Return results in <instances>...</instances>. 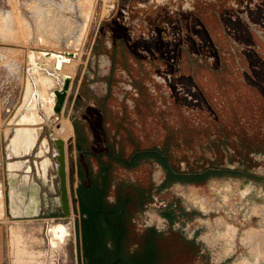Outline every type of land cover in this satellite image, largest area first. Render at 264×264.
I'll return each instance as SVG.
<instances>
[{"label":"flooded vegetation","instance_id":"obj_1","mask_svg":"<svg viewBox=\"0 0 264 264\" xmlns=\"http://www.w3.org/2000/svg\"><path fill=\"white\" fill-rule=\"evenodd\" d=\"M213 1H199L191 8L157 13L150 4H139L132 11L122 7L99 23L87 57V72L71 97V110L78 113L70 122L73 134L64 142L69 217H64L61 209L63 191L54 138H39L31 157L23 158L27 161L23 170L30 167L32 171L27 175L36 178L41 186L40 216L71 224L67 220L77 215L74 237L82 264H137L138 251L150 245L145 241L160 237H165L168 246H174L173 250L169 249L170 262L162 264H190L191 253H199L197 240L184 236L181 227H173L175 217L189 211L178 204H164L159 194L173 185L197 186L212 175L235 174V171L229 168L182 171L173 164L167 147H135L139 137L136 112L140 103L149 106L150 96H158L151 89L157 84L164 87L166 97L184 107L198 103L196 91H200L202 101L209 105L195 81L191 79L188 90L181 81L182 66L188 65L194 74H200L203 69L214 73L209 57L201 64L196 54L188 51L186 38H210L214 45L210 51L202 52L212 54V59L215 57L219 71L236 68L240 77L235 76V82L243 85L244 76V86L255 89L253 97L248 91L243 96L236 95L235 100H249L254 107L256 104L264 107V0H241L237 4L234 0L225 4ZM241 35L245 40L242 47L236 41ZM89 75L104 82L105 95H99L90 86ZM115 83L126 87L121 102L115 98ZM235 123L238 125L234 143L245 139V149L251 156L264 155V112L235 118ZM123 146L133 149L125 154ZM42 150L44 154L40 156ZM69 156L73 157L72 162L68 161ZM46 159L49 164L44 172ZM149 162L163 170L165 176L160 183L147 185L142 178L130 175ZM119 171L127 172L130 177ZM151 205L159 206L160 219L164 225L168 224L169 231L155 224L140 227L139 220L147 215ZM72 238L71 230L69 240Z\"/></svg>","mask_w":264,"mask_h":264},{"label":"rangeland","instance_id":"obj_2","mask_svg":"<svg viewBox=\"0 0 264 264\" xmlns=\"http://www.w3.org/2000/svg\"><path fill=\"white\" fill-rule=\"evenodd\" d=\"M199 1L205 3L213 0H0V27L2 26L0 29V32L2 30V34L0 33V126L3 133L7 127L13 128L8 123L22 103L24 88L26 87L28 90L30 88L27 78H29L33 66L28 62L27 50L30 52L31 50L75 52L82 43L81 39L85 38L78 57L70 61L71 64L67 69L64 68L66 65L64 63L61 70L62 74L71 76L70 88L61 113L59 115L52 114L48 121L36 126L39 127L38 140L42 137H53L55 129L60 128L62 126L60 123L63 121L68 123V126L70 125L67 127L71 129L70 134H73L70 122L72 116L75 117L78 113H73L71 110V97L76 94L80 80L87 72L85 69L87 57L99 23L110 18L116 10L122 7L132 11L138 8L139 4L148 6L150 4L155 6V13L168 10L172 12L180 7L191 8L195 2ZM216 1L220 4L227 2V0ZM239 1L241 0L233 2L237 4ZM83 22H88L87 28L83 26ZM238 25L241 26V23ZM42 26L46 32L41 29ZM46 34L49 35L46 37ZM243 37L241 35L236 38V41L241 44L240 47L244 45ZM210 40V38H186L185 44L191 54H196V58L201 64L206 56L209 57L214 73L211 74L208 70L203 69L200 74H194L188 65L182 66L180 70L183 76L181 81L188 86L187 90L191 88L192 80L195 81L209 105H205V101H202L200 91H196L194 95L198 103L191 105L189 103L191 107L189 108L166 97V90L163 86L158 84L154 87L151 86L152 91L157 92L158 96H150L151 105L149 106H143L140 103L138 112H136V127H138L137 135L139 137L136 139L135 147L137 145L140 148L155 145L167 147L173 164L182 171L206 168H229L235 171V174L233 172L228 175H212L207 181L197 186L173 185L170 189L159 194V198L164 204H178L189 211L187 214L176 216L173 227H181L184 236L189 239L194 238L198 242L200 254L191 253V258L190 256L188 258L190 264H240L243 260L264 264V240L260 241L257 233L259 230L264 232V155L258 153L251 156L245 149V139H242L241 143H234L236 141L234 133L238 125L235 123V118L261 115L264 112V107L262 108L259 104L254 107L252 106L253 102H249V100L246 102L243 99L235 100L236 95L243 96L248 91L250 92L249 96L253 97L255 89L244 86V76L241 82L243 85L235 82V76L236 78L240 77L236 68L225 67L224 70L219 71L215 57L212 59L210 56L212 54L205 55L203 53L206 49L210 51L214 45ZM44 62L53 64L51 60ZM38 64L41 66L39 62ZM41 67L42 70L45 68ZM44 71L55 77V71L50 72L48 69H44ZM40 75V73L37 74V76ZM92 75H95L93 71ZM92 75H89V78ZM59 77L61 79L62 76L59 74ZM152 77L156 78L155 75ZM223 79H228V83H225L227 81L223 82ZM90 80V86L96 88L99 95H105L104 82L94 80L93 77ZM55 83L53 90L61 87L60 80L55 78ZM113 89L116 94L115 98L121 102L126 87L115 83ZM39 108V113L43 114L44 110L42 107ZM70 134L69 136H71ZM125 146H123L125 154L133 149L132 146L129 149ZM3 156L0 166V184L4 193V209L7 214L8 184L4 151ZM68 158V161H73V157L69 156ZM119 172L125 177H130V175L135 178L140 177L147 185L155 182L160 183L165 176L163 170L153 162L143 164L137 173L129 175L125 171ZM193 210H196L198 214H195ZM160 215L159 206L151 205L147 215L140 218V227L155 224L160 229L167 231L168 224H163ZM9 219L10 217L7 215L5 221ZM45 219L40 216L37 220L10 219V221H12L11 225L15 221L19 224L22 223L25 228H29L27 230L29 233L27 250L42 251L40 263L55 264L48 246L41 244L42 242L33 241L32 229L39 228L40 237H45L43 231L47 227L54 223H63V221L52 222ZM30 220L33 221L30 222ZM77 220V215H72L70 220H67V223L72 225L73 238L72 241H68L60 254H56V264H82L77 240L74 237ZM226 225L230 226L229 237L219 239L215 236L217 230L224 229ZM145 242L150 245L145 250L138 251V255L136 254L135 257L137 264H162L172 258L169 249L173 250L174 246H168L165 237ZM261 249L262 251H260ZM127 263L125 262V264ZM8 264H11L10 259Z\"/></svg>","mask_w":264,"mask_h":264},{"label":"bare ground","instance_id":"obj_3","mask_svg":"<svg viewBox=\"0 0 264 264\" xmlns=\"http://www.w3.org/2000/svg\"><path fill=\"white\" fill-rule=\"evenodd\" d=\"M86 14H87V12H86ZM8 17H9V15H8ZM0 19H1V17H0ZM6 21H7V19H6ZM88 22L87 23L83 22V26L87 28ZM11 23H10V25H11ZM15 24H17V23H15ZM3 25H4V23H3ZM12 25H13V23H12ZM1 27H0V29H1ZM3 28L5 29L6 26ZM29 28L30 27L28 26V29ZM41 29H43V26ZM38 31H39V29H38ZM55 31H56V29H55ZM1 32H2V30H1ZM4 32H5V30H4ZM39 33H41V32H39ZM11 34H12V32H11ZM43 34H44V32H43ZM47 35H49V34H46V37H47ZM38 36H40V35H38ZM41 37H42V35H41ZM4 39H6V37ZM81 40H82L81 41L82 43L78 47V49H76L75 52H70V53H77L78 54L80 52V50L83 46V43L85 41V38H82ZM70 46H71V44H70ZM29 53H30V55H29ZM26 55H27L28 62H30L33 66L32 72H31L29 78H27L28 83L30 84V88H29V90L26 89V87L24 88V96H23L22 103H21L19 109L17 110L14 118H12V120H11V124H14L16 127H14L13 129L7 127L5 130L7 140H9V138H10V140H9L10 142L8 145L9 155H27L33 151V149L36 145V142L38 140V137L34 136L36 133H38V130H39V127H36V126L44 122V118H43L42 114L39 113V110H40L39 105H40V107H42V109L44 110V113L48 117L52 116V114H53L54 101H53V98L51 96V92L55 88L54 87L55 86L54 84H56L55 83V77H53L52 75L45 72L44 69L42 70L41 68L36 66L35 63L38 64V62H39L41 64V66L47 68L48 70H50V72L55 71L64 77V76H69V75L62 74L61 70H62L63 64L66 63V65H64V68L67 69V68H69L68 65L71 64L70 61L73 60L72 58H70L68 60H63L62 55H60L59 52H51V55H47V52H45L43 50L42 51L31 50V52L29 50H27ZM45 60H51L53 62V64L46 63V62H44ZM12 68H14V67H12ZM18 68H20V67L18 66ZM38 73H40L41 75L37 76ZM35 85L38 87V92H39V96H40V104L37 103V97H35ZM60 125H62L60 128L55 129L53 138L54 139H61L65 142L67 140V137L70 134L71 129L68 128V127H70V125L68 126V123H66L64 121L62 123H60ZM58 126H59V124H58ZM11 130L14 131V134L12 135V137H11V133H10ZM70 135L72 136V134H70ZM43 144H44L46 151H47L46 140L43 141ZM41 154H44L43 150L39 153L40 156H41ZM48 164H49V160L46 159L45 163L43 164V171L44 172H46V166ZM9 168H11V166H9ZM4 208H5L4 193H3L2 185L0 184V218L4 215ZM57 227H59L58 230L54 229L53 232L55 234H57V236L59 238H61V241H64L63 240L64 234L61 232V230L62 231L64 230L63 232H65L66 225L64 223H60V225H58ZM229 230H230V226L227 225L225 229H221L220 232H217V235H215V236L218 237L219 239H222L224 237H229V234H230ZM257 233H258L260 241L264 240L263 230H261V231L259 230ZM260 251H262V249ZM248 262H250V263H248ZM248 262L243 260L242 262H240V264H257V261H254V262L248 261Z\"/></svg>","mask_w":264,"mask_h":264},{"label":"water","instance_id":"obj_4","mask_svg":"<svg viewBox=\"0 0 264 264\" xmlns=\"http://www.w3.org/2000/svg\"><path fill=\"white\" fill-rule=\"evenodd\" d=\"M60 53V52H59ZM47 55H51V52H47ZM62 55L63 60H68L70 58L76 59L78 57L77 53H60ZM36 66L42 69V67L35 63ZM47 70V68H44ZM54 76L56 80L61 81V87L59 89L53 90L51 92V96L54 101L53 105V114L59 115L63 109V105L65 103L70 83L71 76H62L61 79L59 77V73L55 72ZM35 97H37V103L40 104V96L38 92V87L35 85ZM40 107V105H39ZM44 121H48L50 117H48L45 113L42 114ZM14 118V117H13ZM12 120V119H11ZM8 125H12L13 128L16 127L14 124H11V121ZM11 128V129H13ZM6 131L3 133V141L4 147L3 151L5 154V168L7 173V199H8V210L7 215L12 220H24V219H35L40 218V211L42 210V201L39 196V182L35 181L34 178L27 175L30 174L32 169L28 167V169L23 170L27 161H24V157H31L32 152L35 150L36 145L33 151L27 155H9L8 145L9 140L6 137ZM11 137L14 134V131L11 130ZM56 146V155L57 161L59 163L58 174L61 179V188L63 191L62 198V214L64 217H69V200L67 197V174H66V161H65V143L61 139H52ZM11 166V168H9ZM38 177V175H37ZM29 193L30 198L27 199L26 194ZM45 204V202H44Z\"/></svg>","mask_w":264,"mask_h":264},{"label":"crops","instance_id":"obj_5","mask_svg":"<svg viewBox=\"0 0 264 264\" xmlns=\"http://www.w3.org/2000/svg\"><path fill=\"white\" fill-rule=\"evenodd\" d=\"M38 135L39 132L36 133L34 136L38 137ZM3 146H4L3 131H2V127L0 126V166L4 158ZM33 174L34 173H32V175ZM35 181L38 182L36 178ZM39 187L41 189L40 184ZM26 197L27 199L30 198L29 193L26 194ZM5 219H7V214L4 209V215L0 218V264H8L9 259L11 260V264H42L40 263V259H41L40 253L42 251L27 250V243L29 241L28 238L29 233L27 232V230L29 228H25L22 223L19 224L16 223L15 221L14 224L11 225L12 221H10V219L8 221H5ZM37 219L39 218H35L34 220ZM45 220L47 221L48 218H46ZM32 221L33 220H30V222ZM58 225H60V223H54L53 225L47 227L43 231V233H45V237H40V232L38 231L40 230L39 228H34V230L32 229L33 241L36 243L42 242L41 244L44 245L46 244V246H48L49 250H51L52 252L51 256L52 258H54L55 264H56L55 256H57L56 254H60V252L63 249H65V246L71 236V226H72L70 224H65L66 225L65 232H63L64 230L63 231L61 230V232L64 234L63 236L64 241H61V238H59L57 234L53 232L54 229L58 230L59 228L57 227ZM220 230L221 229L217 230V232H220Z\"/></svg>","mask_w":264,"mask_h":264},{"label":"built area","instance_id":"obj_6","mask_svg":"<svg viewBox=\"0 0 264 264\" xmlns=\"http://www.w3.org/2000/svg\"><path fill=\"white\" fill-rule=\"evenodd\" d=\"M1 87H3V86H1Z\"/></svg>","mask_w":264,"mask_h":264}]
</instances>
